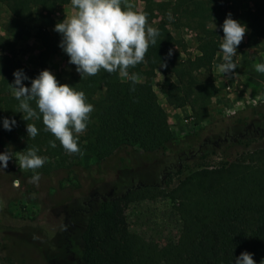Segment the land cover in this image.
<instances>
[{"label":"trees","instance_id":"16d2710c","mask_svg":"<svg viewBox=\"0 0 264 264\" xmlns=\"http://www.w3.org/2000/svg\"><path fill=\"white\" fill-rule=\"evenodd\" d=\"M215 1L180 0L188 5L183 9L185 14L201 20H219L220 17L213 15L221 5H209ZM3 2L11 16L10 29L16 34H29L34 8H40L39 22L34 26V36L41 44L37 66H17L29 77L22 83L30 87L31 79L61 50V34L54 30L61 20L50 15L57 6L70 0ZM143 11L148 14L149 23L152 12L147 6ZM241 13L248 31L238 48L264 50V1ZM153 27L160 32L157 43L149 46L143 63L129 69L130 74L137 73L140 77L135 91L130 90L132 82L121 78L118 72L109 74L101 70L95 76L82 77L79 73L64 72L55 77L59 83L83 91L87 102L94 106L87 129L93 134L90 151L98 166L121 150L133 149L143 161L152 163L166 155L182 156L186 149H191L189 157L197 159L194 164L197 170L194 176L178 180L169 194H164L160 185L137 184L121 196L101 197L81 233V258L85 264H235L240 253L247 251L253 254L256 264H264V144L251 146L248 142L249 138L264 139V114L252 107L250 113L238 112L218 126L210 124L198 128L178 140L170 130L167 113L158 101L152 78L157 69L162 70L167 101L174 108L188 105L194 111L196 102L205 106L216 94L211 70L216 55L222 52L223 30L221 27L210 30L204 25L196 37L198 53L176 64L168 57V52L174 46H181V40L164 22ZM233 59L236 62V56ZM1 102L4 118L16 121L10 131L5 129L6 135L17 126L26 130L27 123L35 124L38 135L28 137L26 150L35 146L38 155L49 152L43 165L45 171H49L51 160L54 158L57 163L59 157H63L60 142L45 130L42 118L30 121L22 118L19 101L14 95L2 96ZM32 106L35 107L34 101ZM50 140H55V148L50 146ZM226 143L234 147L232 152L221 146ZM220 147V159L210 163L208 157L216 155ZM161 195L177 201L180 230L176 239L159 245L130 230L123 205Z\"/></svg>","mask_w":264,"mask_h":264},{"label":"rangeland","instance_id":"374dc122","mask_svg":"<svg viewBox=\"0 0 264 264\" xmlns=\"http://www.w3.org/2000/svg\"><path fill=\"white\" fill-rule=\"evenodd\" d=\"M230 1L210 2L212 7L221 5L213 15L221 19L201 20L185 14L183 9L188 5L180 0H129L135 9L143 10L147 6L152 12L150 26L164 22L171 33L181 40V46H174L168 52V57L176 64L198 53L196 37L204 25L210 30L213 29V22L216 27H221L223 16L228 13L242 23L241 12L249 7L237 0ZM250 1L255 6V3L264 0ZM60 8L61 5L57 6L50 15L53 19L59 20L57 18L63 13ZM39 12V7L34 8L29 34H16L10 29V13L0 0V153L26 151L28 144L27 131L22 126H17L9 136L6 135L1 98L6 94L13 95L9 84L14 80L13 72L17 66H37L41 44L34 36V26L39 22ZM169 13L173 17L171 20ZM262 21L264 24V17ZM245 39L244 36L242 42ZM237 49L241 58L240 70L246 72V79L241 75L231 83H220L218 78L221 73L217 72V68L222 62V52H219L215 58V70H211L216 94L203 107L196 102L194 111L188 105L186 111L174 110L167 101L164 74L161 69L156 70V76L152 78L153 88L167 113L170 130L178 140L198 128L210 124L218 126L225 118L238 112L250 113L252 107L264 114V73L255 70V64L264 63V50ZM43 69H48L55 76L64 72L78 73L62 49L51 56L48 66ZM92 141L93 134L86 129L79 136L80 153L69 154L63 149V157H59L57 163L53 158L49 171H45L44 167L37 169L41 177L38 186L29 182L33 171L20 169L14 156L7 168L0 170V264H85L81 258V233L101 197L121 196L137 184L160 185L164 194H169L178 180L194 176L197 170L194 169L197 159L189 157L191 149H186L182 156L166 155L152 163L143 161L133 149L121 150L98 166L90 151ZM248 142L251 146L264 144V139L249 138ZM221 146L228 152L234 148L227 143ZM221 149H217L216 155L208 157L210 163L220 159ZM43 156L48 160L50 153L44 152ZM17 178L20 186L14 187L13 181ZM176 204L177 201L170 196L161 195L124 204L123 211L131 231L162 245L176 239L179 234Z\"/></svg>","mask_w":264,"mask_h":264},{"label":"clouds","instance_id":"9594fccd","mask_svg":"<svg viewBox=\"0 0 264 264\" xmlns=\"http://www.w3.org/2000/svg\"><path fill=\"white\" fill-rule=\"evenodd\" d=\"M70 3V14L54 26V30L61 34L59 47L69 57V63L75 65L81 77L95 76L101 70L109 74L118 72L121 78L132 82L130 90L135 91L140 77L137 73L130 74L129 69L144 62L149 46L157 43L160 34L158 28L149 25L148 14L135 9L129 0H70ZM221 27L223 62L218 65V70L228 76L238 67L233 58L248 29L246 24L233 19L231 13L227 14ZM215 28L213 22V30ZM255 70L264 73V63L255 64ZM13 77L9 87L19 101L22 118L25 121L42 118L45 130L67 153H80L79 136L86 131L90 114L94 111L85 93L69 84L59 83L48 69L41 70L31 79L30 87L22 83L29 79L23 70H15ZM15 124L14 119H3L6 130L10 131ZM26 131L28 137L38 135L34 123H27ZM55 140L49 141L53 148L56 147ZM13 156L20 169L33 171L29 182L38 186L41 177L36 170L43 167L47 157L38 155L35 146L15 153L9 150L0 153V170L7 168ZM13 186H20L18 178L13 181ZM252 256L250 252H241L235 264H256Z\"/></svg>","mask_w":264,"mask_h":264},{"label":"crops","instance_id":"0c3cea01","mask_svg":"<svg viewBox=\"0 0 264 264\" xmlns=\"http://www.w3.org/2000/svg\"><path fill=\"white\" fill-rule=\"evenodd\" d=\"M234 1V0H232ZM236 1V0H235ZM239 1L240 3H245V5L249 8H254V5L252 4V2L250 0H237ZM240 8H243L242 6ZM61 11L63 13L60 14V16L57 18L59 20H63L64 19V16H67L68 14H70L71 10H72V6H71V3L68 2V3H65V4H61ZM56 19V18H55ZM239 50L237 49V55H236V63L238 64V67L234 70V73L233 74H230L228 76H225L223 75L217 68V72H220L221 73V76H219L218 78V81H220V83H231V81H236L235 78L240 77L242 75V77H244L246 79V72H243L240 70V64H241V58L239 57ZM216 58V57H215ZM52 60V59H51ZM221 60H223V53H221ZM221 62V61H220ZM219 62V63H220ZM221 64V63H220ZM215 65H216V62H215V59H214V62H213V70H215ZM241 79V78H240ZM244 79V80H245ZM243 86V84L241 85V87ZM227 99V98H225ZM228 100V99H227ZM187 106H183V107H180V108H174L175 111H182V110H185ZM227 108H229V106H227ZM189 109V108H188ZM186 111V110H185ZM190 111V110H189ZM190 113V112H189ZM188 113V114H189Z\"/></svg>","mask_w":264,"mask_h":264},{"label":"built area","instance_id":"2783aa9c","mask_svg":"<svg viewBox=\"0 0 264 264\" xmlns=\"http://www.w3.org/2000/svg\"><path fill=\"white\" fill-rule=\"evenodd\" d=\"M229 87V86H228ZM234 111H231V113H233Z\"/></svg>","mask_w":264,"mask_h":264},{"label":"flooded vegetation","instance_id":"af4514ba","mask_svg":"<svg viewBox=\"0 0 264 264\" xmlns=\"http://www.w3.org/2000/svg\"><path fill=\"white\" fill-rule=\"evenodd\" d=\"M74 258V257H73Z\"/></svg>","mask_w":264,"mask_h":264}]
</instances>
